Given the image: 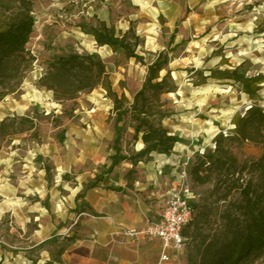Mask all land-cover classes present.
<instances>
[{"label": "rangeland", "instance_id": "obj_1", "mask_svg": "<svg viewBox=\"0 0 264 264\" xmlns=\"http://www.w3.org/2000/svg\"><path fill=\"white\" fill-rule=\"evenodd\" d=\"M66 1L33 0V15L43 34L36 37L32 33L26 47L37 60L18 91L0 102V119L6 114L19 119L33 116L37 124L34 133H25L12 142L0 144V201L2 196L15 195L20 197L23 211L31 210V213H2L4 208L0 207V264H49L56 259L59 247L67 243L61 236L57 242L48 243L43 249L31 248L37 240L54 234L47 215L41 212L45 207L44 201L48 198L49 206H54L53 200L57 197L67 198V187L63 189L62 184L69 182L70 186L73 185L79 173L82 175L78 181L89 182L88 176L98 173L93 169H103L88 160L94 153L91 150L96 140L91 136L94 127L98 126L99 120L113 125L115 118L112 109L105 104L107 101H102L97 95L103 93L100 89H104L99 87L91 96L98 103L96 105L83 100H91L87 95H80L73 102L56 103L45 90L36 86L38 77L45 70L44 61L51 56L73 51H98L91 36L82 34L77 25L93 19L91 15L99 12L103 5L108 7L112 20L108 24L112 26L123 24L121 19L127 21L128 15H143L141 18L130 16V26L143 40L137 53L145 63L160 47L168 48L171 31L177 38L181 35L183 42L194 40L193 44L175 45V50L169 54V69L180 89L169 96L172 102H168L175 115L168 122L171 129L191 131L192 139H197L194 140L195 145L207 143L192 152V157L197 152L212 150L213 139L218 133L239 132L240 118L253 102L242 92L239 84L208 78L205 84L197 86L196 83L202 81L201 76H207L209 70L233 69L240 64L247 76L264 75V34L256 32V27L260 28L264 20V0H173L165 11L166 18L156 9L163 0H70L67 4ZM174 7H178L176 12H173ZM149 32L153 38L148 42L144 36ZM98 55L106 64L111 84L117 81L116 87L120 90L127 88L128 95L139 85L146 70L143 64L126 59L122 52L109 57L105 52ZM106 97L110 98L107 93ZM125 100L126 103L130 101L126 97ZM257 102L264 110V84ZM185 117L192 121V128L186 126L189 124ZM123 128L126 129L125 124ZM111 131L106 133L108 137ZM261 131L264 134V126ZM104 140H107L106 136ZM102 145L105 147L107 142L102 141ZM233 151L239 160L254 159L261 154L262 148L234 145ZM78 161L80 165H77ZM69 164L73 167L67 174ZM190 185L195 196L193 201L200 205L195 215L200 208L208 213L200 223L203 235L217 233L223 227L225 204L216 202L211 193V183L199 186L190 181ZM187 230L191 238H188L184 250L175 254L172 264H190L193 246L201 236L193 226ZM254 264H264V256Z\"/></svg>", "mask_w": 264, "mask_h": 264}, {"label": "trees", "instance_id": "obj_2", "mask_svg": "<svg viewBox=\"0 0 264 264\" xmlns=\"http://www.w3.org/2000/svg\"><path fill=\"white\" fill-rule=\"evenodd\" d=\"M35 22L33 0H0V102L16 93L26 75L34 68L37 58L26 45L32 37ZM260 25V28L256 27V32L264 34V20ZM77 27L91 36L99 47H108L114 53L122 52L126 59H134L146 68L142 86L128 104L124 95L118 97L113 92L106 64L97 53L73 51L53 55L44 61L45 70L38 77L36 86L51 92L56 103L73 102L81 94L90 93L98 87H102L112 100L115 114L113 154L109 167L89 183L86 187L89 189L101 182L104 175L119 163L130 161L136 165L151 154L168 155L183 139L164 124L174 114L168 105V102H172L168 95L178 89L169 69V54L175 47L168 46L145 63L137 53L143 40L132 26L125 32H117L114 26L93 15V19L78 23ZM174 38L173 32L169 45ZM202 76L197 86L205 84L208 78L239 84L242 92L253 102L240 118L239 132L233 131L228 135L218 133L213 139V149L195 153L190 163V181L199 186L211 183L212 195L216 202L225 204V209L222 213L223 227L215 234L202 233L201 220L208 217L204 208H200L198 215H194L185 226L183 236L187 239L191 238L187 230L190 226L201 236L193 246L194 254L189 257V263L254 264L264 256V134L261 131L264 110L257 102L264 75L247 76L240 64L233 69L209 70L207 76ZM126 118L133 130L132 142L141 140L144 145L140 151L129 155L122 154L124 128L119 125ZM36 126L33 116L20 119L7 116L0 120V144L25 133H34ZM247 144L260 146L262 152L254 159L239 160L233 146ZM45 171H48V167ZM130 173L132 171L127 175ZM198 206L195 204V208ZM65 240L71 241L73 238ZM56 241L57 237H52L36 248L43 249L46 244ZM63 251L64 246L59 247L58 257L49 264L59 262Z\"/></svg>", "mask_w": 264, "mask_h": 264}, {"label": "crops", "instance_id": "obj_3", "mask_svg": "<svg viewBox=\"0 0 264 264\" xmlns=\"http://www.w3.org/2000/svg\"><path fill=\"white\" fill-rule=\"evenodd\" d=\"M172 1L173 0H163L160 1L161 3L159 2L157 4L156 9L159 14H162V17L166 18L167 15L165 11ZM69 2L70 0L65 3L67 4ZM174 9L173 12H176L178 7H174ZM93 15H95L97 19L105 21L107 24L109 21H112L111 14L108 12V7L105 5L99 9V12L97 11L93 13ZM130 16L134 18L143 17V15L140 17L133 14L128 15L127 21L122 18L121 22L123 24L118 26L115 25L114 27L122 30V32L127 31L132 21ZM145 21L148 20L146 19ZM169 21H172V18H170ZM124 23H126V26H122ZM147 23L149 24L150 22ZM40 31H35L33 29V33L37 35L36 37L42 36L43 33H40ZM145 31L146 30H143V32ZM81 33L84 34L83 32ZM172 33L173 31H171L170 37ZM144 37L147 38L148 42L153 38L150 32L148 36L145 35ZM170 37L167 47H175V45L183 46L186 43L193 44L194 42V40L183 42V37L180 35L178 37L179 39L175 37L173 43L169 45ZM96 46L98 51L94 50L93 52L95 53L101 54V52H105L108 57L114 54L108 47H99L97 44ZM162 50H166V47H160L158 52ZM145 75L146 70L143 71V76L139 81V85L135 87L137 83L133 84L135 89H133L129 95L127 88L120 90L116 87L117 81L111 84L112 90L118 97L124 95L127 100H130L127 102L129 104L134 94L141 88ZM98 89L100 88L98 87L90 93L81 95H87L88 97L94 96ZM179 89L180 86H178L177 92ZM41 90L44 91V89ZM100 90L103 93L97 94L98 97L101 98L102 101H107L105 104L109 105V108L113 111L111 98L106 97V92L104 90ZM46 92L53 98L51 92ZM171 94H169L168 97ZM90 99L91 100H86L84 98L83 100L98 105L94 97ZM7 116L14 115L6 114L3 117L6 118ZM174 117L175 115L165 120L164 124L167 125L173 133L179 134L183 142L177 143L170 154H151L147 159L139 161L136 165H133L130 161H123L116 165L109 174L104 175V179L101 182L93 188L87 189L86 187L89 183L109 167L110 156L113 154L112 145L115 138L113 125L106 124L104 120H99L98 126L94 127L95 131L91 135L96 137V140L91 148V150H94L93 156L88 162H96L95 164L103 167V169L101 171L96 170V168L93 169V171H98V173L88 176L90 178L89 182H85L84 180L78 181L79 177L82 175L80 173L77 174L75 178L76 183L71 186L69 182H65V179V183L64 185L62 184V186L63 189L67 187V198L64 196L57 197L53 200L54 206H49V200L46 198L44 201L45 207L41 212L47 215L51 227L54 228L52 229L54 234L47 239L37 240L31 248H36L40 243L52 237H57V241L59 236H61V239L71 237L73 240L67 241L66 245H63L64 251L60 255L58 264H156L161 252V243L159 240L148 238L132 240L122 236L120 231L122 229L139 228L148 222L159 220L171 188L178 181L180 167L183 163L185 154L189 152V150H191V153L197 151L202 145L207 144L201 142L195 145L194 140L197 141V139H192L194 135H192L193 133L189 130L171 129L168 122ZM179 118L183 120L181 116H179ZM185 119L189 124L186 126L191 127L192 121L186 117ZM124 124L126 129L122 137V154L129 155L140 151L144 145L141 140L132 142L133 130L128 118L119 123L120 126ZM110 129L112 130L111 136L108 137L106 133L110 131ZM105 136L107 140H104ZM102 141L107 142L105 147H103ZM77 165H80L79 161ZM72 167L73 166L69 164L68 170L66 171L67 174L71 173ZM129 171H132V173L127 175ZM19 199L20 197L15 195L12 197L2 196L0 201V207L4 208L2 213H31L30 209L23 211V209L20 208L21 202ZM175 254L176 253L173 254V261L175 259Z\"/></svg>", "mask_w": 264, "mask_h": 264}, {"label": "built area", "instance_id": "obj_4", "mask_svg": "<svg viewBox=\"0 0 264 264\" xmlns=\"http://www.w3.org/2000/svg\"><path fill=\"white\" fill-rule=\"evenodd\" d=\"M201 153V152H200ZM193 153H186L181 164L178 181L171 188L165 201L160 218L148 222L139 228L122 229V236L132 240L140 238L157 239L161 243V252L156 264H172L173 254L184 250L188 241L183 236V229L192 220L196 208L192 193L188 169Z\"/></svg>", "mask_w": 264, "mask_h": 264}, {"label": "bare ground", "instance_id": "obj_5", "mask_svg": "<svg viewBox=\"0 0 264 264\" xmlns=\"http://www.w3.org/2000/svg\"><path fill=\"white\" fill-rule=\"evenodd\" d=\"M33 29H34L35 31H40V28H39V26H38L37 23L34 24Z\"/></svg>", "mask_w": 264, "mask_h": 264}]
</instances>
